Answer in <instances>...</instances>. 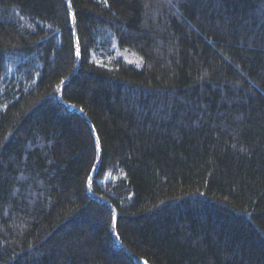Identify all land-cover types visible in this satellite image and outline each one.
Returning a JSON list of instances; mask_svg holds the SVG:
<instances>
[{"label":"trees","instance_id":"16d2710c","mask_svg":"<svg viewBox=\"0 0 264 264\" xmlns=\"http://www.w3.org/2000/svg\"><path fill=\"white\" fill-rule=\"evenodd\" d=\"M264 264V0H0V264Z\"/></svg>","mask_w":264,"mask_h":264},{"label":"rangeland","instance_id":"374dc122","mask_svg":"<svg viewBox=\"0 0 264 264\" xmlns=\"http://www.w3.org/2000/svg\"><path fill=\"white\" fill-rule=\"evenodd\" d=\"M142 264H150L149 261H147L146 259L142 260Z\"/></svg>","mask_w":264,"mask_h":264}]
</instances>
